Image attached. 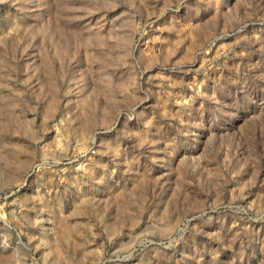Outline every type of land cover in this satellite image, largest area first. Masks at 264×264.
<instances>
[{"label": "rangeland", "instance_id": "obj_1", "mask_svg": "<svg viewBox=\"0 0 264 264\" xmlns=\"http://www.w3.org/2000/svg\"><path fill=\"white\" fill-rule=\"evenodd\" d=\"M0 264H264V0H0Z\"/></svg>", "mask_w": 264, "mask_h": 264}]
</instances>
